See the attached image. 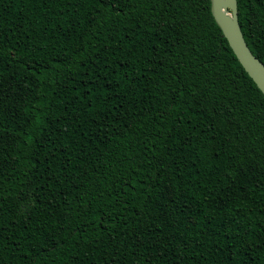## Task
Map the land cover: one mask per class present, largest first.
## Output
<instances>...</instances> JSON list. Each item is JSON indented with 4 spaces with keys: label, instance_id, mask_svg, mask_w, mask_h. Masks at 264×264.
<instances>
[{
    "label": "trees",
    "instance_id": "trees-1",
    "mask_svg": "<svg viewBox=\"0 0 264 264\" xmlns=\"http://www.w3.org/2000/svg\"><path fill=\"white\" fill-rule=\"evenodd\" d=\"M0 264H264V93L211 0H0Z\"/></svg>",
    "mask_w": 264,
    "mask_h": 264
},
{
    "label": "water",
    "instance_id": "water-1",
    "mask_svg": "<svg viewBox=\"0 0 264 264\" xmlns=\"http://www.w3.org/2000/svg\"><path fill=\"white\" fill-rule=\"evenodd\" d=\"M211 9L239 61L264 93V62L246 41L239 20L238 0H211Z\"/></svg>",
    "mask_w": 264,
    "mask_h": 264
}]
</instances>
